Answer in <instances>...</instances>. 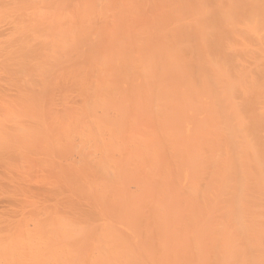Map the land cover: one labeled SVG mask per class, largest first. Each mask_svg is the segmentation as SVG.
Listing matches in <instances>:
<instances>
[{
    "label": "bare ground",
    "instance_id": "obj_1",
    "mask_svg": "<svg viewBox=\"0 0 264 264\" xmlns=\"http://www.w3.org/2000/svg\"><path fill=\"white\" fill-rule=\"evenodd\" d=\"M0 264H264V0H0Z\"/></svg>",
    "mask_w": 264,
    "mask_h": 264
}]
</instances>
